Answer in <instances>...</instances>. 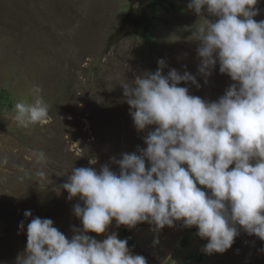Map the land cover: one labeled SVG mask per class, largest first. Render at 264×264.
<instances>
[{"label":"rangeland","instance_id":"obj_1","mask_svg":"<svg viewBox=\"0 0 264 264\" xmlns=\"http://www.w3.org/2000/svg\"><path fill=\"white\" fill-rule=\"evenodd\" d=\"M156 7L138 34L120 40L114 33L130 9V0H0V264H18L33 217L49 218L67 238L81 222L72 214L79 197L56 190L72 168L107 164L118 172L123 153L139 154L150 126L138 132L124 102L122 86L145 72L175 69L196 77L189 94L216 101L233 83L217 65L207 84L198 73L199 41L193 32L212 17L188 8L190 0H168ZM254 18L264 20V0ZM39 88L37 94L34 89ZM48 105L51 122L21 127L12 120L16 103ZM43 151L38 164L32 153ZM91 163V164H90ZM146 167L148 163L146 161ZM38 170L52 184L40 186ZM32 216L24 217L25 211ZM24 222L25 229L19 225ZM116 233L133 255L147 264H264V242L240 230L223 254L204 253L206 240L180 222L156 231L147 223L133 229L113 221L97 240Z\"/></svg>","mask_w":264,"mask_h":264},{"label":"clouds","instance_id":"obj_2","mask_svg":"<svg viewBox=\"0 0 264 264\" xmlns=\"http://www.w3.org/2000/svg\"><path fill=\"white\" fill-rule=\"evenodd\" d=\"M258 0H190L188 8L212 17L193 32L199 41L198 73L208 77L219 66L231 83L216 101L190 95L196 77L175 69L145 72L122 86L134 128L146 147L123 153L115 172L105 164L72 168L56 190L79 197L72 214L81 227L67 238L49 218L33 217L26 228V247L18 264H147L133 255L127 239L111 233L116 226L147 223L156 231L180 222L195 227L206 240V254L229 250L240 230L264 242V20L254 19ZM34 91L38 94L40 89ZM12 120L21 127L51 122L48 105L16 103ZM38 164L43 151L32 153ZM146 161L148 167H146ZM91 164V163H90ZM40 186L52 184L38 170ZM25 211L24 217H31ZM19 228L25 229L21 221ZM264 252V248L261 249Z\"/></svg>","mask_w":264,"mask_h":264},{"label":"trees","instance_id":"obj_3","mask_svg":"<svg viewBox=\"0 0 264 264\" xmlns=\"http://www.w3.org/2000/svg\"><path fill=\"white\" fill-rule=\"evenodd\" d=\"M170 7L168 0H130V9L124 17L121 26L114 33V38L120 40L129 35L138 34L143 23L152 20V12L156 7Z\"/></svg>","mask_w":264,"mask_h":264}]
</instances>
